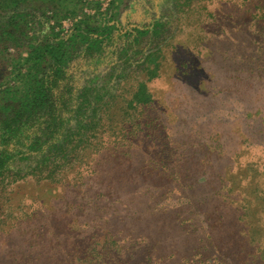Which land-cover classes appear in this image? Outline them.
<instances>
[{"label":"rangeland","instance_id":"1","mask_svg":"<svg viewBox=\"0 0 264 264\" xmlns=\"http://www.w3.org/2000/svg\"><path fill=\"white\" fill-rule=\"evenodd\" d=\"M45 93L0 264H264V0H0V128Z\"/></svg>","mask_w":264,"mask_h":264},{"label":"trees","instance_id":"2","mask_svg":"<svg viewBox=\"0 0 264 264\" xmlns=\"http://www.w3.org/2000/svg\"><path fill=\"white\" fill-rule=\"evenodd\" d=\"M48 96V93H45L40 97L35 96L32 105L25 104L23 107H20L18 113L14 112V116L6 120L3 127L0 128V181L8 176V171H10V159L12 156V151L14 149V147L11 145H13L14 142L17 143L19 140L23 139V132L26 131L25 129L29 124L28 121H30V119L32 120L33 109L39 108L41 104L44 103L45 98H47ZM61 121H64L63 118L61 119ZM96 127L98 128V125H95V128ZM55 132H58V129ZM55 137L56 136L48 137L46 138V140H51L49 144H52L56 141L54 140ZM58 140H60L59 137ZM34 144L35 143H33V145ZM36 145H38V143H36ZM39 146H42V141L41 143H39ZM61 159L66 160L65 158Z\"/></svg>","mask_w":264,"mask_h":264}]
</instances>
